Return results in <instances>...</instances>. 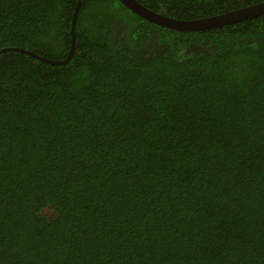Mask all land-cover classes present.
I'll use <instances>...</instances> for the list:
<instances>
[{
    "label": "trees",
    "instance_id": "16d2710c",
    "mask_svg": "<svg viewBox=\"0 0 264 264\" xmlns=\"http://www.w3.org/2000/svg\"><path fill=\"white\" fill-rule=\"evenodd\" d=\"M77 2L0 0V49L66 59ZM75 38L0 53V264H264V15L83 0Z\"/></svg>",
    "mask_w": 264,
    "mask_h": 264
},
{
    "label": "water",
    "instance_id": "95a60500",
    "mask_svg": "<svg viewBox=\"0 0 264 264\" xmlns=\"http://www.w3.org/2000/svg\"><path fill=\"white\" fill-rule=\"evenodd\" d=\"M83 0H78L75 11L73 13L72 18V47L69 55L64 60L56 61L51 60L45 56H41L40 54L21 47H7L0 49V53L10 51V50H18L22 51L36 57H40L43 60L49 61L51 63H65L68 62L74 55L76 49V38H75V30L76 24L78 20L79 9ZM127 7L133 10L135 13L139 14L141 17L148 19L151 22L157 23L159 25L175 29L181 31H195V30H204V29H213L217 27H222L229 24H234L236 22L245 21L247 19L256 18L261 15H264V1L255 3L253 5H249L246 7L238 8L229 12H225L222 14L199 18V19H179L174 18L172 16H166L159 12H156L138 0H120Z\"/></svg>",
    "mask_w": 264,
    "mask_h": 264
}]
</instances>
